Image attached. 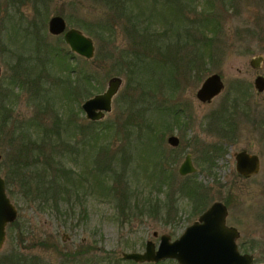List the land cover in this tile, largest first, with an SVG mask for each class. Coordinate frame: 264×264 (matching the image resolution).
Segmentation results:
<instances>
[{
    "label": "rangeland",
    "instance_id": "1",
    "mask_svg": "<svg viewBox=\"0 0 264 264\" xmlns=\"http://www.w3.org/2000/svg\"><path fill=\"white\" fill-rule=\"evenodd\" d=\"M209 1L211 6L200 3L216 10L221 30L215 44L225 55L205 57L193 71L186 67L191 46L188 49L184 32L201 25L188 11L187 0H128L116 6L117 16L112 0H43L44 5L41 0L37 5L32 0H0V177L17 210V219L6 227L0 264H130L121 253H141L146 241L157 247L163 234L177 239L216 201L226 206L225 224L239 233V251L251 254L254 264H264V93L253 89L256 75L264 76V63L259 72L249 65L252 57L264 55V0ZM52 16L62 17L67 29H78L92 39V60L72 53L62 35L48 32ZM111 23L115 27L110 32L101 30L111 28L107 25ZM137 23L139 33L124 29ZM194 37L198 42V35ZM44 47L58 48L68 54L67 65L95 74V82L82 85L81 94L89 97L64 99L61 87L69 78L59 74L53 63L58 58L50 61ZM174 57L177 65L171 63ZM136 62L150 64L129 67ZM213 73L221 76L225 89L210 104H201L195 93ZM111 77H120L123 83L111 111L95 127L100 136L94 143L88 136L91 130H85L89 121L81 105L102 94ZM235 85L246 92L244 100L235 94ZM245 100L249 112L243 108ZM227 106L235 132L222 137L225 124L217 117ZM172 109L179 110L178 117L185 122L182 130ZM70 110L76 123L66 134ZM107 124L112 126L107 132L99 130ZM76 127H83V133ZM170 135L178 137L177 147L167 143ZM59 137L71 139L63 153L73 152V168L101 175L111 189L108 199L100 195L93 174L75 183L79 197L73 195L71 205L58 208L44 193L48 202L42 203L41 196L32 202L16 184L8 189L11 159L22 145H28L21 151L27 152L33 192L34 184L41 190L49 187L46 175L53 165L48 161ZM209 144L223 150L212 163L201 155ZM242 150L260 160L259 172L245 179L235 172L234 154ZM187 154L196 172L180 176L178 168ZM187 186L201 187L204 201L199 204L191 198L184 190ZM79 251L84 253L75 256Z\"/></svg>",
    "mask_w": 264,
    "mask_h": 264
},
{
    "label": "water",
    "instance_id": "2",
    "mask_svg": "<svg viewBox=\"0 0 264 264\" xmlns=\"http://www.w3.org/2000/svg\"><path fill=\"white\" fill-rule=\"evenodd\" d=\"M67 1V0H60ZM48 32L52 36H63L64 43L70 51L85 60H92L95 47L93 41L75 28L67 29L65 20L60 16H52L48 21ZM264 63V55H257L249 60V65L257 72ZM1 74V67H0ZM123 81L120 77H111L106 90L86 100L81 109L89 122H98L105 113L111 111V103ZM256 93L264 92V76L256 75L253 81ZM224 90V84L219 74H211L204 79L195 93L201 104H209ZM167 143L177 147L179 140L176 136H169ZM235 171L243 178H250L260 170V160L257 155L245 150L234 154ZM196 172L190 155H186L178 173L186 176ZM227 216L226 206L221 202H213L197 219L189 225L179 238L171 241L170 236L161 235L159 244L155 247L151 241H146L142 253H121V258L138 264L159 263L174 260L177 264H253V256L240 253L237 246L239 237L234 227L225 224ZM17 218V210L11 203L5 190V181L0 177V250L3 247L6 226ZM157 237V233L152 234Z\"/></svg>",
    "mask_w": 264,
    "mask_h": 264
},
{
    "label": "trees",
    "instance_id": "3",
    "mask_svg": "<svg viewBox=\"0 0 264 264\" xmlns=\"http://www.w3.org/2000/svg\"><path fill=\"white\" fill-rule=\"evenodd\" d=\"M32 1L36 5L40 3V0H32ZM41 1H42V5H44L43 0ZM127 1L128 0H112V5L110 6L116 11H118L117 13H115L116 16L120 14L119 8H117L116 6L119 5L121 7V5L127 3ZM201 1H206L210 5L209 0H187V2L185 3L188 11H191V13H195V16L197 17L196 24L201 25L199 27L197 26V28H194L193 30L190 29L188 30V32L187 31L184 32L185 36L188 37L187 46H189V48L188 47L187 48L190 49V46H191L190 54L187 57L186 67L187 69L193 70V71L198 68L199 62H202V59H204L205 57H208V60H210L213 57H214L213 59H217V58L219 59L220 57H223L225 55L223 48L215 44V40L219 34V31L221 30L220 22H218V20L216 19V15H217V13H215L216 10L212 8L207 9L203 7L200 3ZM173 4H174V1L170 2V5H168V8L171 9L170 6H172ZM173 9L175 10V8ZM33 12L36 15H41V12L37 8H33ZM121 13L123 14L125 12H121ZM179 14L180 12L176 14V16H179ZM120 17L121 16H118L117 19ZM107 25L111 28H108L106 26L102 27L101 30L103 32H110L115 27L113 23L107 24ZM139 26H140V23H137L134 26L129 24V26L125 25L124 29H126L128 33L130 31L139 33L140 32ZM195 34H197L198 38H200L198 42L194 37ZM260 34H261V30L256 35H260ZM43 49L47 51V55H49L48 53H50L51 60L48 58L50 61H53L54 59L58 58V62H53V63L59 66L58 67L59 74L66 75V78H69L65 83L62 84V87H61L64 99L66 101L68 100L69 102H75L77 101L78 98L89 97L90 95L83 96V94H81L83 90L82 85L83 83L88 84V83L95 82L96 80L95 74L93 72L91 74H88L87 70L86 72H84V71L78 70L77 67H70L69 64L67 65V62H69V59H70L68 54H62V51L61 50L59 51L58 48L52 47L51 49L50 48L47 49L46 47H44ZM170 57H173V56H170ZM174 61H176L175 57L171 63L177 65L178 62H174ZM41 63H42L43 69H45V62L43 59H41ZM161 63H165V62H161ZM128 64H129V67L140 68L144 64L149 65L150 62H147V63L146 62H136V64L135 63L134 64L128 63ZM170 67L172 68L171 65ZM13 77L16 78V80H18L17 78H19V76L15 74ZM88 91H89V94L92 93V90L88 89ZM234 92L237 95V97L238 96L242 97L243 100L247 95L240 85L234 86ZM236 100L237 99L233 100V103H232L233 105H236L235 104ZM243 108H245L246 110L248 108V102L246 100L244 102ZM131 112L132 111L129 108L128 114L130 115ZM219 112L220 113L218 114L217 118L219 119L223 118L224 120L223 122L225 124L222 137L227 132L229 133L235 132L234 120L230 117V115L224 117L228 113V111L224 109ZM242 112L244 113V111ZM248 112H249V108H248ZM172 113H174L173 116L175 118L176 124H178L179 130H182V127L184 126L185 122L178 117L179 110L172 109ZM74 116L76 115L74 114L72 110H70L68 114L69 121L67 124L68 127L66 129V134L68 132H73V130L69 131V127H72V124L76 123V121L73 120ZM4 120H5V116H2L1 121L3 122ZM100 123L101 122H93V123L87 122V126H86L87 128L85 130L86 132H89V130H91L88 136H90V138L94 140V143H96V140H98L100 136V133L98 134V132L95 130V127L100 125ZM2 126L3 125H0V129ZM102 127L99 130L100 131L104 130V132H107L112 126L111 124H107V125H103ZM74 130H77L83 133L84 128L76 127L74 128ZM54 140L58 141L59 144L58 146H54L51 144L52 147L54 148V153L50 156L48 165H53V168H52V171L46 175V179H48L47 181L49 183V187L43 188L44 190H41L39 185L34 184V192H33L31 188L32 178L30 179L28 178L27 170H26L28 168V160H27L28 157L26 155L27 152L23 153L21 151V149L22 150L25 149L24 148L25 146L28 149V145H25V146L22 145L20 146L21 148L18 152L19 154L17 153L18 154L17 157L11 159V163L13 165L9 173L7 182H6L8 189L10 185L11 187L13 186L15 187V184H16V187H19L21 189V194L22 195L25 194L26 196L28 195V197L31 198L30 200L32 202H34L39 196H41L42 203H46V201L48 202V200L45 199V196L48 195L50 196V200L54 202V205L56 206V208H58L59 205H71L72 196L75 195L76 197H79V193H78V190H76V186L74 188L75 183L77 184L81 183L82 181H85L88 176H90L88 174H91V175L93 174L92 176H94V185L97 186V188L99 189L100 195L108 199L110 196L111 189L106 185L101 175L98 174L97 172H93V170L91 171L88 170L89 171L88 172L86 170L79 171L77 170V168H73L75 167L74 165L76 163V160H73V159L70 160V158H72L73 156V152L66 151L63 153L64 149L70 147V146H64V144L69 145V142L71 141V139L60 140V137H59L58 140L57 139H54ZM60 144L63 146H61ZM220 146L221 145H218V144L206 145V147H204L203 150L201 151L202 160H204V162L212 163V161L215 160L218 156H220V154H222L223 152ZM159 159H161V157ZM67 162L71 163L72 165L67 167L66 166ZM91 188H93V186H91ZM184 188L185 187H183V189ZM184 190H186V193L190 195L191 198H194L197 201H199V204L204 201L205 195L202 194L201 187L197 186L195 188L192 186H187ZM42 193L46 195H41ZM83 253L84 252L79 251L74 255L80 256ZM128 263L133 264V262H130V261H128ZM168 263H174V262L168 261ZM108 264H112V263H108ZM159 264H164V263H159Z\"/></svg>",
    "mask_w": 264,
    "mask_h": 264
},
{
    "label": "flooded vegetation",
    "instance_id": "4",
    "mask_svg": "<svg viewBox=\"0 0 264 264\" xmlns=\"http://www.w3.org/2000/svg\"><path fill=\"white\" fill-rule=\"evenodd\" d=\"M222 82H223V81H222ZM223 84H224V83H223ZM235 86H236V85H235ZM224 89H225V86H224ZM223 91H224V90H223ZM223 91H222V92H223ZM222 92H221V93H222ZM263 93H264V92H263ZM257 94H259V93H257ZM260 94H261V93H260ZM212 101H213V100H212ZM212 101H211V102H212ZM232 103H233V100H232ZM230 106H231V105H230ZM231 107H232V106H231ZM224 109L227 111L228 106H227V107H223L222 109H220V111H222V110H224ZM219 113H220V112H219ZM219 113H218V114H219ZM226 116H229V115L226 114ZM184 126H185V125H184ZM184 126H183V127H184ZM170 136H171V135H170ZM172 136H174V135H172ZM177 138H178V137H177ZM178 140H179V139H178ZM178 145H179V144H178ZM187 155H190V154H187ZM190 157H191V155H190ZM236 174H237V173H236ZM237 175L240 176L239 174H237ZM240 177L243 178L242 176H240ZM243 179H245V178H243Z\"/></svg>",
    "mask_w": 264,
    "mask_h": 264
}]
</instances>
